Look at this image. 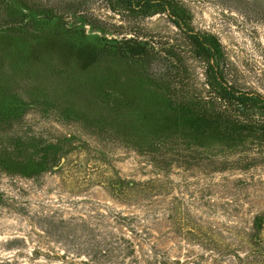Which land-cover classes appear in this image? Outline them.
Listing matches in <instances>:
<instances>
[{"label": "rangeland", "instance_id": "1", "mask_svg": "<svg viewBox=\"0 0 264 264\" xmlns=\"http://www.w3.org/2000/svg\"><path fill=\"white\" fill-rule=\"evenodd\" d=\"M82 1L72 18L45 25L52 35L58 32L57 40L0 38V80L17 76L15 80L31 90L66 89L70 62L79 66L78 51L86 54L82 67L105 39H119L121 34L103 33L84 26L82 20L113 30L112 24L120 25L121 17L107 10L102 0ZM178 1L195 31L219 41L227 80L264 96V0ZM132 23L142 39L158 49L173 45L179 59L175 65L183 70L186 83L204 85L205 63L166 15L138 17ZM23 71L31 77L23 76ZM96 73L92 65L82 76ZM128 87L134 89L135 84L130 81ZM24 101L30 103L25 121L42 126L46 142L69 153L31 180L0 176V264H149L155 250L171 260L195 264L218 234L232 243L238 230H249L254 217L264 215V146L253 145L249 157L255 164L246 169L158 167L146 155L68 117L35 113L31 108L37 101L30 94ZM112 176L121 189L118 194L107 186ZM115 212L136 216L133 228L118 224ZM47 216L56 222L72 221L74 236L46 232ZM89 235L103 241L112 236L121 246L112 255H94L86 246ZM124 239L133 242L130 252L122 249Z\"/></svg>", "mask_w": 264, "mask_h": 264}, {"label": "trees", "instance_id": "2", "mask_svg": "<svg viewBox=\"0 0 264 264\" xmlns=\"http://www.w3.org/2000/svg\"><path fill=\"white\" fill-rule=\"evenodd\" d=\"M2 1L0 38L25 40L52 37L57 40L58 32L52 35L51 28L45 25L53 20L57 24L64 23L65 18L77 14V7L83 3L82 0H10L2 4ZM102 1L124 24H112L113 30L86 18L82 24L121 36L105 39L85 61L88 65L80 67L86 54L78 51L79 66L71 61V70L65 77L68 89L36 87L31 90L18 83L17 76L0 80V176L31 180L51 170L53 162L65 160L69 153L49 145L42 126L36 128L25 121L30 103L24 101V97L28 94L37 101L31 108L35 113L51 112L68 117L88 130L106 134L146 155L154 166L201 165L214 170L253 166L255 163L249 157L251 148L255 144L264 146V96L239 89L227 80L219 41L209 33L195 31L178 0ZM156 14L166 15L184 34L192 53L205 63L201 88L185 82L183 70L175 65L178 58L173 45L165 43L167 45L158 49L155 43L143 40L140 31L135 29L134 19ZM80 30L84 35V27ZM108 40L114 43L109 45ZM92 65L96 76H82L87 75ZM22 75L31 77L27 71ZM130 81L135 84L134 89L128 87ZM108 84L111 89L106 88ZM113 178L109 177L107 186L118 194L121 189L116 187L119 184ZM45 218L48 219L43 227L46 232L74 236L72 221L56 222L53 216ZM113 219L129 230L137 221L136 216L121 212H115ZM214 240L213 245L205 247L204 254L198 255L195 264L204 261L264 264V215H256L249 230H238L232 243L221 234ZM124 242L122 249L133 250L131 240L124 239ZM86 246L94 255L107 256L121 245L112 236L103 241L89 235ZM149 262L185 264L156 250Z\"/></svg>", "mask_w": 264, "mask_h": 264}]
</instances>
